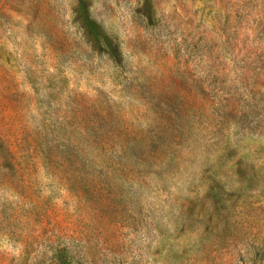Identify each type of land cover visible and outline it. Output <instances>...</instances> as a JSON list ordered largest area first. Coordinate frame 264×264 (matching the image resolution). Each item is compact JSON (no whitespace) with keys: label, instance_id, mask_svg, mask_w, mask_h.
Here are the masks:
<instances>
[{"label":"rangeland","instance_id":"obj_1","mask_svg":"<svg viewBox=\"0 0 264 264\" xmlns=\"http://www.w3.org/2000/svg\"><path fill=\"white\" fill-rule=\"evenodd\" d=\"M0 264H264V0H0Z\"/></svg>","mask_w":264,"mask_h":264}]
</instances>
